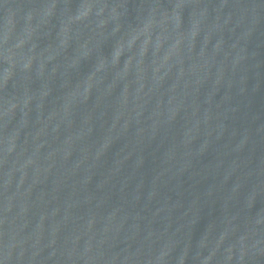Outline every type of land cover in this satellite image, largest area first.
<instances>
[{
  "label": "water",
  "instance_id": "obj_1",
  "mask_svg": "<svg viewBox=\"0 0 264 264\" xmlns=\"http://www.w3.org/2000/svg\"><path fill=\"white\" fill-rule=\"evenodd\" d=\"M0 264H264V0H0Z\"/></svg>",
  "mask_w": 264,
  "mask_h": 264
}]
</instances>
